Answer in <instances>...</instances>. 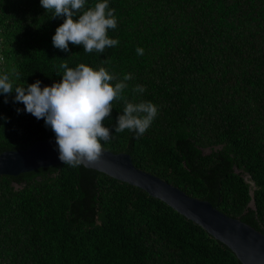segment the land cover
Listing matches in <instances>:
<instances>
[{
    "label": "trees",
    "instance_id": "1",
    "mask_svg": "<svg viewBox=\"0 0 264 264\" xmlns=\"http://www.w3.org/2000/svg\"><path fill=\"white\" fill-rule=\"evenodd\" d=\"M102 0H86L85 10ZM118 45L85 53L53 46L40 0H0V75L16 85L62 80L70 68L103 67L128 102L158 115L139 138L116 133L114 101L103 148L264 232V0H108ZM78 19L77 17H74ZM144 49L137 55L136 48ZM136 85L143 93H134ZM0 94V153L55 134ZM21 109L18 114L16 109ZM254 181L255 188L246 179ZM17 184V185H16ZM254 191L255 208L249 205ZM0 264H243L224 243L135 185L62 162L0 175Z\"/></svg>",
    "mask_w": 264,
    "mask_h": 264
},
{
    "label": "clouds",
    "instance_id": "2",
    "mask_svg": "<svg viewBox=\"0 0 264 264\" xmlns=\"http://www.w3.org/2000/svg\"><path fill=\"white\" fill-rule=\"evenodd\" d=\"M46 12L53 18L63 17L64 22L55 30L53 46L69 52V43L83 46L85 53H103L106 47L118 45L117 39L108 36L109 29L117 27L115 9H110L108 0L96 2L85 10L86 0H40ZM75 19L74 17H77ZM137 55H143L144 49L137 47ZM64 69L62 80L41 88V81L14 87L10 75L16 80L19 73L0 75V94L7 96L15 91L14 103H22L23 111L44 120L56 138L59 160L71 167L81 165L85 160L96 161L103 154L101 141L112 139V130L104 126L105 119L111 117L114 101H123L122 113L116 117L114 131L125 130L135 133L136 138L143 135L158 115V107L151 101L128 102L122 95L127 88L126 81L132 79L126 74L122 81L111 83L117 77L105 68L94 70L83 63L70 68L67 63L60 65ZM145 88L136 85L132 91L143 93ZM19 114L21 109H16Z\"/></svg>",
    "mask_w": 264,
    "mask_h": 264
},
{
    "label": "water",
    "instance_id": "3",
    "mask_svg": "<svg viewBox=\"0 0 264 264\" xmlns=\"http://www.w3.org/2000/svg\"><path fill=\"white\" fill-rule=\"evenodd\" d=\"M60 162L54 135L37 140L24 149L2 151L0 175L16 176ZM82 164L142 188L153 197L161 199L227 245L243 264H264V232L239 217L221 211L209 200L191 196L178 186L137 167L129 153H115L103 148V154L96 161L85 160ZM246 179L255 188L249 175H246ZM250 193L252 199L249 205L255 208L254 191Z\"/></svg>",
    "mask_w": 264,
    "mask_h": 264
},
{
    "label": "crops",
    "instance_id": "4",
    "mask_svg": "<svg viewBox=\"0 0 264 264\" xmlns=\"http://www.w3.org/2000/svg\"><path fill=\"white\" fill-rule=\"evenodd\" d=\"M0 56H2V55H1V51H0ZM0 60H1V58H0Z\"/></svg>",
    "mask_w": 264,
    "mask_h": 264
},
{
    "label": "built area",
    "instance_id": "5",
    "mask_svg": "<svg viewBox=\"0 0 264 264\" xmlns=\"http://www.w3.org/2000/svg\"><path fill=\"white\" fill-rule=\"evenodd\" d=\"M0 58L2 59V56H0Z\"/></svg>",
    "mask_w": 264,
    "mask_h": 264
}]
</instances>
